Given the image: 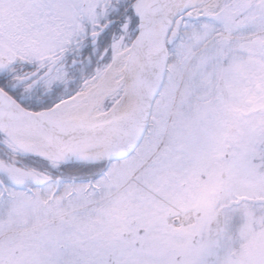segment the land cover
Instances as JSON below:
<instances>
[{
    "label": "snow or ice",
    "instance_id": "snow-or-ice-1",
    "mask_svg": "<svg viewBox=\"0 0 264 264\" xmlns=\"http://www.w3.org/2000/svg\"><path fill=\"white\" fill-rule=\"evenodd\" d=\"M0 264H264V0H0Z\"/></svg>",
    "mask_w": 264,
    "mask_h": 264
}]
</instances>
